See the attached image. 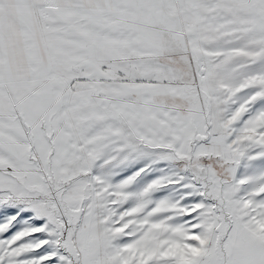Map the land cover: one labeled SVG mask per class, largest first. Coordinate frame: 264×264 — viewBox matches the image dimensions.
Returning a JSON list of instances; mask_svg holds the SVG:
<instances>
[{"label":"snow or ice","instance_id":"6c2138e0","mask_svg":"<svg viewBox=\"0 0 264 264\" xmlns=\"http://www.w3.org/2000/svg\"><path fill=\"white\" fill-rule=\"evenodd\" d=\"M0 264H264V0H0Z\"/></svg>","mask_w":264,"mask_h":264}]
</instances>
